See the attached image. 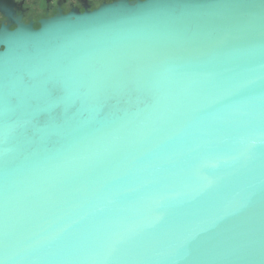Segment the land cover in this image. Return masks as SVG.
<instances>
[{"label": "water", "instance_id": "1", "mask_svg": "<svg viewBox=\"0 0 264 264\" xmlns=\"http://www.w3.org/2000/svg\"><path fill=\"white\" fill-rule=\"evenodd\" d=\"M0 264H264V0L1 26Z\"/></svg>", "mask_w": 264, "mask_h": 264}, {"label": "flooded vegetation", "instance_id": "2", "mask_svg": "<svg viewBox=\"0 0 264 264\" xmlns=\"http://www.w3.org/2000/svg\"><path fill=\"white\" fill-rule=\"evenodd\" d=\"M113 0H0V27L14 29L18 23L40 26V20L72 9L84 11Z\"/></svg>", "mask_w": 264, "mask_h": 264}]
</instances>
